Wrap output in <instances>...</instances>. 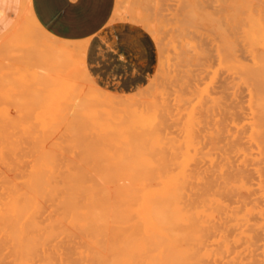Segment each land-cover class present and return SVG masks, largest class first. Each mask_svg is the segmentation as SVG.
<instances>
[{"label":"bare ground","instance_id":"6f19581e","mask_svg":"<svg viewBox=\"0 0 264 264\" xmlns=\"http://www.w3.org/2000/svg\"><path fill=\"white\" fill-rule=\"evenodd\" d=\"M20 1L14 36L23 32L31 41L30 55L40 64L31 78L42 87L17 114L0 110V264H264V190L244 194L243 178L236 183L217 171L214 151H203L218 73L210 47L195 58L178 48L186 25L197 23L199 0H149L158 17L134 10V22L158 44L151 83L158 85L166 47L167 65L173 49L179 67L164 71L169 84L159 91L148 92V84L125 95L95 81L86 66L87 39L52 34L32 0ZM210 14L205 9L208 25ZM166 21L175 23L171 33ZM66 55L67 69L48 67L52 57ZM80 69L87 89L77 84ZM263 87L255 97L264 144Z\"/></svg>","mask_w":264,"mask_h":264},{"label":"rangeland","instance_id":"374dc122","mask_svg":"<svg viewBox=\"0 0 264 264\" xmlns=\"http://www.w3.org/2000/svg\"><path fill=\"white\" fill-rule=\"evenodd\" d=\"M153 2L154 1H149V0H146V1L145 0H123V1L116 0V5H115L114 12H113L112 20L129 21L133 24H137L133 20L135 18L134 10L136 8L141 9L142 11L150 15L155 14V16L157 15L159 16V14L156 12V7L152 5L154 4ZM198 5H197L198 7L196 8L197 13H198V17L196 19L197 23L196 25L193 26L194 22L192 24L191 23L192 21H191L189 22V24H187L188 26L186 25L184 29L185 32L183 31L185 33V35L183 33V37H182L183 40L182 39L178 40V44H179L178 48L179 50L184 49L183 56L191 57L194 54L193 55L194 57H191V58H195L196 51L201 50L202 46L205 45V46L210 47L211 57L215 63V68L218 73L217 74V77H218L217 78V83H218L217 92L218 93H216V96H217L216 101L218 103L216 102L213 115L211 117V121L209 123V126L205 130L206 143H205V147L203 148V151H210V152L214 151L216 153L215 154L213 152L212 155L215 160L217 171H220V173L223 172L226 175L229 174L228 176L231 178V180L235 181L236 183L239 182L241 178H243V180L246 183V187H247L246 188L247 190H245V192L243 191L244 194L248 195L249 193V194H252L253 196L260 195L258 190H260V193L262 190H264V174H263L264 173V162H263L264 161V150H263L264 144L261 143L262 141L260 142L261 139L257 134L258 126L256 125L259 123L258 115L260 114L259 113L260 107H259V101L256 97H258V93H259L258 90L260 89V86L262 89V84L264 85V80H263L264 79V74H263L264 67L262 66V64L264 65V38H263L264 37V0H199ZM145 6H147L148 8ZM20 7H21V1L18 3L16 10H11L10 17L8 18L9 25H7V27L5 28L2 26L0 27V35L3 34L8 39L7 40L6 38H3V35L0 36V42L3 41L2 43H0V54H1L0 58H2L0 59V74H1L0 75V92H3L5 87L7 88V86L8 88L11 87L9 89L8 88L5 89L6 92L7 90H11L10 91L11 93L8 91L9 94L11 95V98L9 97V94L6 93L7 96L5 95L4 93L5 91L3 92L4 95L0 93V105L2 104L0 106V110L11 108L10 110H12L14 114H17L18 113L17 111H19L20 109L24 107V104H23L24 100L26 96H29L31 94L30 92H32L33 94V91L34 92L39 91L42 87L41 83H37L31 78L33 76V71L35 70V68L37 70L40 69V64L37 63L30 55L32 51V46L29 44L31 43V41L27 40V38L25 37L26 35L23 32L20 34L21 39L19 37L14 36L15 34L14 24L16 23V22L14 23V21L18 20L17 17L19 16V13H20L19 12ZM149 8L151 9V11ZM205 9L209 10V13H211L210 14L211 18H213V24L212 23L209 24L210 26L208 25V20L204 16ZM188 19L191 20L192 18L189 17ZM198 20H202V21H198ZM166 23H169V21H166ZM1 24H3V22L0 20V25ZM174 24H175L174 22H170L169 24H167L166 29L168 32L171 33L173 31L171 29H172V25ZM169 28L170 30H168ZM9 29H13V30L9 31ZM188 29L191 31L189 32ZM5 32L7 34L9 33L10 34L12 33V34L7 35ZM9 36H11L10 37L11 39H9ZM188 39H190V41L192 42L190 43ZM10 40L12 43L11 45H9ZM14 43H17V45H15ZM185 43H186V46H185ZM20 44L24 46L23 51L21 50L23 46H21ZM25 45H27L28 48ZM1 46H4L5 48ZM19 46H21L20 50H18ZM156 48H157V54H158L157 42H156ZM169 50H170L169 54L172 57L171 58L172 61H170L171 66L167 65L168 62L166 60V56L168 54L167 53L168 48L166 47L164 50L165 57H161V59L165 61V65L163 68L164 70L161 67L159 68L160 72L158 73L160 75H158V79H157L158 85L151 83V81H153L152 80L154 77L153 75L155 74L157 66H158L159 59L157 58V62L154 66L152 74L150 75L148 79V82L134 91H137V90L144 91L145 88L148 87L147 89L148 92L149 91L155 92V89L158 90L163 85H167L169 80H166V81L164 80L166 79L165 78L166 76L163 74L164 71L168 72L170 67L171 69L173 67L175 68L179 67V65L176 64V62L178 61V58L176 57L174 50L173 49H169ZM30 59L32 61H30ZM71 60H72L71 55L52 57L48 61V63L51 62L49 63L48 67H50L53 71L58 72L59 70H61L59 72H62L65 69H67V67H69ZM17 64L19 68L15 66ZM53 64H55V66ZM25 65L26 67L27 66L28 67L26 68ZM260 65H261V68H260ZM33 67L35 68L32 69ZM55 68L56 69L58 68L59 70H55ZM3 69H5V71ZM79 71L80 72L78 75L77 84H79V86H82V84L85 83L87 86L84 84L85 87L83 85L82 88L87 89L88 79L87 77H85V79H82L81 77H84L85 75L81 69ZM249 71H250V74H249ZM30 73L32 75H30ZM159 76L160 77L162 76V77L160 78ZM259 76L261 77L260 81L257 80L258 79L257 77ZM27 78H29L28 82L30 83L27 82ZM23 79L25 81H23ZM257 81L262 82V84L260 83L261 84L260 85ZM8 83L12 84L14 88L12 87V85H9ZM39 84L41 85V87ZM220 84H222L221 87H220ZM146 85L148 86L145 87ZM255 85L259 86V88L255 87ZM15 88H17L16 89L17 92H15L14 90ZM112 91L117 92L118 95H121V93L122 95L123 94L125 95L126 93V92L125 93L119 92L116 90H112ZM21 92L22 93L24 92V94H22ZM156 98L160 99V96ZM8 104L10 107L8 106ZM255 118L256 120H254ZM252 124L254 125V128ZM214 126L216 128H214ZM210 127H213V128L211 129ZM250 128H253L252 131ZM215 133L217 136L214 135ZM250 133L253 135V137ZM262 140L264 142V138ZM215 142H217L218 145L217 143L215 144ZM211 144L215 145V146L212 145L214 149L212 148ZM259 144H261L262 146ZM256 146L257 147L259 146V147L257 148ZM210 148H212V151ZM237 148L238 149L240 148L239 151ZM259 187H261V189H259Z\"/></svg>","mask_w":264,"mask_h":264},{"label":"crops","instance_id":"0c3cea01","mask_svg":"<svg viewBox=\"0 0 264 264\" xmlns=\"http://www.w3.org/2000/svg\"><path fill=\"white\" fill-rule=\"evenodd\" d=\"M19 2L0 0V27L5 28ZM115 5L116 0H32L37 19L49 32L69 40L87 39L86 66L99 85L132 92L152 74L156 40L137 24L112 20Z\"/></svg>","mask_w":264,"mask_h":264}]
</instances>
